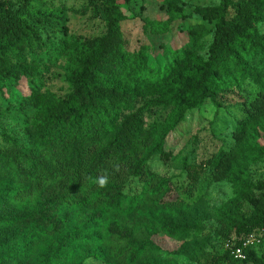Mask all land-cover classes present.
<instances>
[{"label": "trees", "instance_id": "trees-1", "mask_svg": "<svg viewBox=\"0 0 264 264\" xmlns=\"http://www.w3.org/2000/svg\"><path fill=\"white\" fill-rule=\"evenodd\" d=\"M118 1L130 0H89L104 31L80 44L83 59L71 90L48 100L30 144L11 141L0 131V206L15 207L0 220V230L5 229L0 264H69L74 260L70 248L76 245L87 251L78 259L135 264L149 249L112 216L137 205L139 192H131L129 183L153 180L148 162L164 149V140L158 138L161 124H146L145 113L151 107L170 109L180 100L138 106L135 89L155 85L162 77L147 68L144 51L125 50ZM32 2L0 0V47H14L15 61L56 59L62 48L49 34L51 26H43L41 19H24ZM164 15L165 20L152 22L159 33L171 21L185 19L175 0H165ZM208 17L214 22L212 42L194 93H209L217 108V91L251 85L264 95V37L259 36L264 0H220ZM210 34L202 26L189 30L188 45L174 53L163 77L177 70L176 62ZM23 77V72L0 66V80L18 82ZM162 188L168 191L166 185ZM249 193L245 199L253 212L243 225L221 236L222 254H203L195 264H264L254 254L264 245V182L251 186ZM65 212H79L83 228L71 226Z\"/></svg>", "mask_w": 264, "mask_h": 264}, {"label": "rangeland", "instance_id": "rangeland-1", "mask_svg": "<svg viewBox=\"0 0 264 264\" xmlns=\"http://www.w3.org/2000/svg\"><path fill=\"white\" fill-rule=\"evenodd\" d=\"M175 1L185 19L171 21L163 33L152 22L166 19L165 0L117 2L124 17L125 50L129 54L144 51L147 68L162 77L155 85L135 89L138 106L150 100H180L170 109L151 107L145 113L146 124H161L158 138L164 140V149L148 162L153 180L129 183L131 192H139L137 205L112 216L149 247L135 264H195L193 260L203 254H222L221 236L246 222L253 207L245 196L251 194V186L264 182V95L251 85L217 91L213 98L220 104L217 108L209 93L195 94L192 89L212 42L214 22L208 13L220 0ZM25 17L29 22L44 20L40 23L51 26L49 34L62 48L56 59L42 56L39 61L21 62L15 61L14 47H0V66L27 76L18 82L0 80V131L11 141L30 144L48 100L70 92L83 59L80 44L102 34L104 26L93 15L89 0H33ZM196 26L211 34L176 62L177 70L163 77L174 53L188 45V32ZM259 36L264 37V23ZM163 184L168 191L161 189ZM14 210L11 204L0 206V220ZM78 215L63 214L71 226L83 228ZM83 251L87 252L79 245L71 247L74 260L69 264H108L109 258L78 259ZM254 254L264 260V245Z\"/></svg>", "mask_w": 264, "mask_h": 264}, {"label": "built area", "instance_id": "built-area-1", "mask_svg": "<svg viewBox=\"0 0 264 264\" xmlns=\"http://www.w3.org/2000/svg\"><path fill=\"white\" fill-rule=\"evenodd\" d=\"M247 243H248V242H247ZM235 253H236V256H237V257H240V256H241V253H240L239 250H237Z\"/></svg>", "mask_w": 264, "mask_h": 264}]
</instances>
